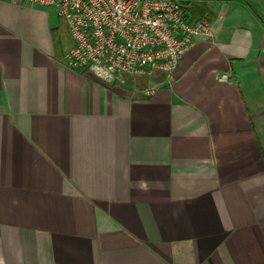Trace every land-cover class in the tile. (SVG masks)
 Listing matches in <instances>:
<instances>
[{
	"label": "crops",
	"instance_id": "0c3cea01",
	"mask_svg": "<svg viewBox=\"0 0 264 264\" xmlns=\"http://www.w3.org/2000/svg\"><path fill=\"white\" fill-rule=\"evenodd\" d=\"M181 1L214 39L106 83L0 0V264H264V0Z\"/></svg>",
	"mask_w": 264,
	"mask_h": 264
},
{
	"label": "built area",
	"instance_id": "2783aa9c",
	"mask_svg": "<svg viewBox=\"0 0 264 264\" xmlns=\"http://www.w3.org/2000/svg\"><path fill=\"white\" fill-rule=\"evenodd\" d=\"M9 1L52 9L71 40L67 67L106 83L171 75L197 38L214 39L211 22L188 15L181 0ZM217 79L229 82L230 76Z\"/></svg>",
	"mask_w": 264,
	"mask_h": 264
}]
</instances>
